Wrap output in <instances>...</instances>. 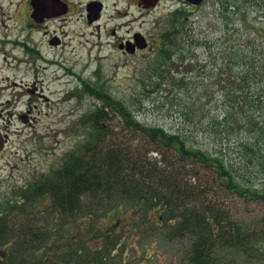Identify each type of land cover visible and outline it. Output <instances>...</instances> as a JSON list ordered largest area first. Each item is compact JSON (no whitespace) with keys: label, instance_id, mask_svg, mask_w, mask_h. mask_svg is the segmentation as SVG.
Returning a JSON list of instances; mask_svg holds the SVG:
<instances>
[{"label":"rangeland","instance_id":"rangeland-1","mask_svg":"<svg viewBox=\"0 0 264 264\" xmlns=\"http://www.w3.org/2000/svg\"><path fill=\"white\" fill-rule=\"evenodd\" d=\"M223 2L228 4L226 17L221 10ZM235 3L236 6H233ZM71 26L75 31L66 36L65 46L59 48L58 67L51 65L43 70L0 71V90L7 92L0 98V134L7 136L0 151V218L7 217L13 229L22 226L23 222H30V217L18 207L7 210L3 205L15 204L21 197L20 191L52 169L64 166L71 153L83 151V144L89 141V146L92 145L96 132H105L104 137L97 141L101 155L111 143L121 142V147L125 146L123 148L128 145L131 150H137L131 155L142 156L145 160L147 157L157 171L165 169L163 175L170 171L175 173L179 186L182 181L187 182V188H192L196 196L188 201L190 208L200 209L207 201L216 202V205L218 203L230 211L235 223L248 225L256 235L264 234V220L260 218L264 215L263 199H245L229 193L223 188L215 167L181 157L174 149L151 142L142 131L128 126L106 98L91 93L87 87L94 85L96 89L102 88L104 96L110 94L126 105L134 118L145 126L162 127L171 132L193 131L178 133L183 134L186 140L189 136L194 147L212 150L220 143L228 145L223 146V152L234 162L242 181L264 188V172H258L256 160L251 156L246 160L240 153L239 142L246 139V132H194L196 124L205 126L208 122L207 117L201 115L202 108L207 115L222 117L225 114L222 89L227 81L222 78L228 74L222 77L217 69L220 57L226 55L228 58L230 53L225 54V48L248 41V54L261 56L260 60L264 61V0H205L199 9L191 11L185 27L179 31L177 40L172 42L175 49L169 56V67L157 66L160 71H146L147 63L145 60L140 62L139 57L129 58L124 64L123 55L109 44L107 37L101 35L98 38L93 34L94 26L76 23ZM224 35L229 37V42ZM136 59L139 63L134 62ZM154 60L157 61V58H153V66ZM60 75L65 77V83L57 82ZM14 82L20 86L14 88ZM29 88L33 90L30 94L26 93ZM42 88H49L53 94L43 91L45 95L30 97L36 91L41 93ZM187 105L191 106L189 114H196L192 121L186 115ZM96 114L98 118L95 122L93 116ZM21 115H27V121L21 120ZM90 149L84 150L87 151V158ZM71 165L70 162L66 168L71 169ZM158 180L156 175L145 185L159 191ZM204 196L207 200L203 199ZM47 203L48 200H42L34 207L41 208ZM100 205L105 207L101 202ZM29 210L33 211L32 207ZM117 216L126 220L135 217L131 211H124L102 222L111 225ZM35 220L38 223L39 217L36 216ZM59 236H64V232H60ZM181 241L176 238L166 241L160 236L150 242V248L158 246L159 250L148 264H185L182 257L189 239L186 237ZM132 243L134 253L137 249L145 251L143 245L142 248L138 246L136 238L132 239ZM90 244L95 245V242ZM7 247L0 245V256L7 252ZM131 253L128 251V254ZM215 259L216 264H264V244L253 246L246 252L218 249Z\"/></svg>","mask_w":264,"mask_h":264},{"label":"trees","instance_id":"trees-1","mask_svg":"<svg viewBox=\"0 0 264 264\" xmlns=\"http://www.w3.org/2000/svg\"><path fill=\"white\" fill-rule=\"evenodd\" d=\"M227 8L226 2L221 3L224 17ZM225 37L229 42V37ZM247 43L250 42L226 47L225 54L230 52L228 58L222 55L218 63L220 75L228 74L222 78L227 81L222 89L225 114L222 117L207 115L202 108L201 115L207 117L208 122L205 126L196 124L194 132H246V139L239 142L240 153L246 160L248 156L254 158L260 173L264 172V61L260 60L261 56L248 54ZM173 49L175 45L171 44V52ZM161 59L159 66L169 67L170 57L163 55ZM160 67L155 71H160ZM212 71L214 73V68ZM162 75L166 76L165 73ZM87 87L91 93L106 98L128 126L142 131L151 142L172 148L181 157L215 167L223 188L229 193L245 199L264 200V188L243 182L234 162L226 158L223 146L228 145L220 143L212 150L194 147L189 136L186 140L183 134L178 133L193 131L171 132L162 127L145 126L134 118L126 105L110 94L104 96L102 88ZM189 107L186 106V115L192 121L196 114L191 116ZM97 118V114L93 116L95 122ZM104 135L105 132H96L92 145L89 146V141L83 144V151L71 153L64 166L52 169L29 184L28 188L20 191L21 197L15 204L3 205L7 210L18 207L30 217V222H23L22 226L13 229L7 217L0 218V245H8L7 252L0 256V264H106L108 259V264H148L159 250L158 246L150 248L149 244L160 236L166 241L189 239L182 257L185 264H216L218 249L246 252L253 246L264 244V234L256 235L248 225L235 223L230 211L218 203L216 205V202L207 201L200 209L190 208L187 203L196 196L192 188H187V182L182 181L179 186L172 171L163 175L165 169L157 171L147 157L145 160L142 156L131 155L136 149L131 150L128 145L123 148L125 146L121 147V142L111 143L101 155L97 141ZM88 149L91 152L89 158L85 157L87 151H84ZM153 149L159 151L158 148ZM70 162L71 169H67ZM156 175L159 176L156 181L159 191L145 185ZM207 192L208 189L203 194ZM203 199L207 200V197ZM42 200H48L47 205L34 207ZM31 207L33 211L29 210ZM131 210H136L137 216L127 224L130 228L127 233L130 236L134 231V236L143 235L140 244L145 251L141 249L140 255L136 256L132 248L127 259L126 242H120L126 233V225L115 232L110 228L112 225H105L102 221L118 212ZM36 216L39 217L38 223ZM260 218L264 220V215ZM60 232H64V236H59ZM90 242H95V245ZM148 249L151 253L146 256Z\"/></svg>","mask_w":264,"mask_h":264},{"label":"flooded vegetation","instance_id":"flooded-vegetation-1","mask_svg":"<svg viewBox=\"0 0 264 264\" xmlns=\"http://www.w3.org/2000/svg\"><path fill=\"white\" fill-rule=\"evenodd\" d=\"M204 2L205 0L199 4L189 0H0V71L43 70L51 65L58 67L59 48L65 46L66 36L75 31L71 28L75 23L94 26L93 34L98 38L101 35L107 37L109 44L123 55L124 64L128 63L129 58L139 57L140 62L146 61V71H153V58L170 54L171 42L177 40L191 11L199 9ZM91 9H98V13L94 12L98 14V18L90 22ZM134 62L139 63V60ZM13 84L14 88L20 86L17 82ZM27 91L33 92L30 88ZM6 94L7 92L0 90V98ZM20 117L23 121L28 119L27 115ZM131 212L135 215L134 218L126 220L118 218L119 215L110 227L118 232L120 227L126 225V233L120 242H126L127 251L134 247L132 239L135 238L141 248L140 241L144 237L134 236V231L128 235L130 228L127 224L137 216L136 210ZM139 251H135L136 256L140 255ZM150 253L151 250L148 249L146 256ZM127 256L128 253L125 254L128 259Z\"/></svg>","mask_w":264,"mask_h":264},{"label":"bare ground","instance_id":"bare-ground-1","mask_svg":"<svg viewBox=\"0 0 264 264\" xmlns=\"http://www.w3.org/2000/svg\"><path fill=\"white\" fill-rule=\"evenodd\" d=\"M35 75H36V74H35ZM58 78H59V80H58L57 82H58L59 84L62 83V82L65 83V81H66V80H65V77H63V76L60 75ZM41 80H42V79H41ZM51 85H54V81H51ZM43 91H47V93H48V94H51V95L53 94V92L50 91L49 88H45V89L42 88V89H40V92H41V93H37L38 91H36V92L33 93L30 97H38V96H41L40 94L45 95V92H43ZM26 93H29V92L26 90ZM29 94H30V93H29Z\"/></svg>","mask_w":264,"mask_h":264},{"label":"water","instance_id":"water-1","mask_svg":"<svg viewBox=\"0 0 264 264\" xmlns=\"http://www.w3.org/2000/svg\"><path fill=\"white\" fill-rule=\"evenodd\" d=\"M189 1L194 3V4H198V3H200L201 0H189ZM90 11H91V14L89 16V21H92L93 19L97 18V14L94 15V11H95L94 9H92ZM2 145H3V138L0 134V149H1Z\"/></svg>","mask_w":264,"mask_h":264}]
</instances>
